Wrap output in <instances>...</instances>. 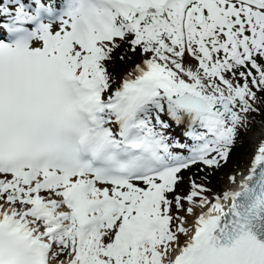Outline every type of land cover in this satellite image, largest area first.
<instances>
[{"label": "snow or ice", "instance_id": "snow-or-ice-1", "mask_svg": "<svg viewBox=\"0 0 264 264\" xmlns=\"http://www.w3.org/2000/svg\"><path fill=\"white\" fill-rule=\"evenodd\" d=\"M0 264H264V0H0Z\"/></svg>", "mask_w": 264, "mask_h": 264}, {"label": "bare ground", "instance_id": "bare-ground-1", "mask_svg": "<svg viewBox=\"0 0 264 264\" xmlns=\"http://www.w3.org/2000/svg\"><path fill=\"white\" fill-rule=\"evenodd\" d=\"M248 139H249V142H250V146L254 147L255 139H256V132L250 133Z\"/></svg>", "mask_w": 264, "mask_h": 264}, {"label": "rangeland", "instance_id": "rangeland-1", "mask_svg": "<svg viewBox=\"0 0 264 264\" xmlns=\"http://www.w3.org/2000/svg\"><path fill=\"white\" fill-rule=\"evenodd\" d=\"M248 150H249V151L251 150L250 147H248ZM249 155H250V153H249ZM232 166H234V164H232Z\"/></svg>", "mask_w": 264, "mask_h": 264}]
</instances>
